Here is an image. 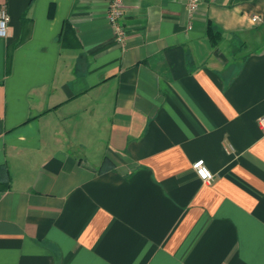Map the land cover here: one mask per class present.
I'll return each instance as SVG.
<instances>
[{
  "label": "crops",
  "instance_id": "0c3cea01",
  "mask_svg": "<svg viewBox=\"0 0 264 264\" xmlns=\"http://www.w3.org/2000/svg\"><path fill=\"white\" fill-rule=\"evenodd\" d=\"M106 4L0 0V264H264V0Z\"/></svg>",
  "mask_w": 264,
  "mask_h": 264
},
{
  "label": "built area",
  "instance_id": "2783aa9c",
  "mask_svg": "<svg viewBox=\"0 0 264 264\" xmlns=\"http://www.w3.org/2000/svg\"><path fill=\"white\" fill-rule=\"evenodd\" d=\"M123 0H107L105 18L112 33L113 40L118 45H123L125 40V32L123 26L120 23L121 20V7ZM186 16L188 19L192 17L197 10L199 0H183ZM8 15L3 7H0V39H4L7 35ZM250 21L256 23L258 19L251 17ZM258 128L264 133V118H259L256 121ZM191 169L194 172L197 179L207 184L212 181L213 175L206 169L202 160H196L192 163Z\"/></svg>",
  "mask_w": 264,
  "mask_h": 264
},
{
  "label": "trees",
  "instance_id": "16d2710c",
  "mask_svg": "<svg viewBox=\"0 0 264 264\" xmlns=\"http://www.w3.org/2000/svg\"><path fill=\"white\" fill-rule=\"evenodd\" d=\"M209 26V25H208ZM6 65L8 64L9 65V58L8 57H6Z\"/></svg>",
  "mask_w": 264,
  "mask_h": 264
}]
</instances>
